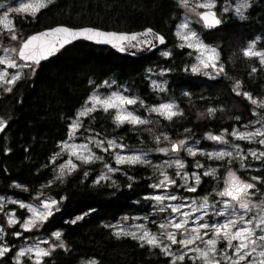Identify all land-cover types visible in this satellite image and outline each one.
Returning a JSON list of instances; mask_svg holds the SVG:
<instances>
[{"label":"trees","instance_id":"trees-1","mask_svg":"<svg viewBox=\"0 0 264 264\" xmlns=\"http://www.w3.org/2000/svg\"><path fill=\"white\" fill-rule=\"evenodd\" d=\"M228 1L214 0L216 13ZM181 14L177 0H48L35 15H13V26L22 42L32 34L66 26L127 33L151 29L163 36L165 44L147 56L132 59L106 47L76 41L53 58L23 70L11 90L1 94L0 197L24 203L53 199L57 207L32 231L7 224L8 213L13 212L20 221L26 216L23 209L14 204L1 208L0 227L8 251L0 264H15L20 246L29 240L51 239L57 232L61 246L40 264H171L160 249L129 236H117L111 229L123 217L150 214L151 197L157 193L155 162L116 166L111 180L97 182L104 161L114 166L111 152L103 154L104 161L98 158L79 164L62 181L55 180L52 160L67 140L76 113L98 87L104 93L118 88L135 97L137 103L130 109L147 122L118 123L113 110L97 109L82 119L77 141L97 135L131 151H148L162 135L171 139L188 135L199 141L200 149L209 151L212 144L205 138L207 134H228L247 129L254 122L264 125V63L258 56L244 55L250 44L264 53V0H252L242 17L217 13L222 24L212 31L194 26L201 41L218 51L220 68L214 77L189 71L196 54L175 34ZM151 71L163 72L164 89L151 87ZM104 84L111 86L103 88ZM165 103H173L178 110L171 119L150 111ZM182 156L188 170L196 164L203 171L213 170L217 178L230 167L237 169L236 162L230 164L225 159ZM249 165V169L237 172L244 180L255 181L258 191L264 192V157ZM211 177L201 173L194 196L207 195L221 184ZM24 262L30 264L26 259ZM178 264L194 263L185 260Z\"/></svg>","mask_w":264,"mask_h":264},{"label":"rangeland","instance_id":"rangeland-1","mask_svg":"<svg viewBox=\"0 0 264 264\" xmlns=\"http://www.w3.org/2000/svg\"><path fill=\"white\" fill-rule=\"evenodd\" d=\"M180 4L182 14L180 16L179 22L175 29V34L180 40V43L195 52V60L193 64L189 67V71L193 74H203L208 76L218 75L219 70V54L218 51L210 46L204 44L199 36L197 35L194 26H202L201 20L198 15L206 10H214L217 8V4L214 0H187L185 4L183 0H177ZM252 0H230L220 6V14H227L232 12L242 17L245 11L248 9ZM38 3L40 0H13L10 2L0 3V20L3 19L5 14H7L8 19L12 22L11 26L6 29L3 23H0V59L6 61L5 64H0V73H7L0 79V96L2 93H7L11 90L13 84L19 80L23 74V70L30 69L31 65L21 62L17 58L19 47L22 40L19 39L17 32H15L13 26V15H31L22 12L13 11V9L19 8L21 3ZM47 5L48 0H43ZM203 4H211L212 7H201ZM44 8V7H42ZM40 8V10L42 9ZM37 13V12H36ZM186 25V27H182ZM187 37V39H185ZM252 51L256 53H261L256 51L254 44H250ZM247 48V50L249 49ZM214 50V52H213ZM246 50V51H247ZM261 58L259 55H255ZM214 57V58H211ZM211 58V59H210ZM208 66L205 67L204 63ZM14 63L16 67H9V64ZM197 69V70H193ZM150 85L155 90H162L165 88V80L162 78L163 72H150ZM14 82L9 83L14 77H17ZM111 85L104 84L103 88H110ZM101 87L95 88L90 95L88 101L85 105L76 113L75 118L72 120L69 126V135L67 140L62 143L59 147L58 153L53 158L55 163V180L62 181L76 170L79 164H85L82 157H92L89 160L90 163L98 158L104 161L103 154L112 153L114 160V166L105 164L97 177V182H103L106 180H111V175L115 172L116 166H121L125 164H144V163H154V169L157 173V183L155 190L157 193L151 197V211L147 216H136V217H123L117 223L111 226V229L117 236H129L136 237L134 239L138 240L140 243L145 244L151 248L160 249L167 257L170 258L171 264H178L179 262L189 260V262L194 264H233V261L238 259L236 255L235 245L240 243V241L233 240V247H229L228 240L224 238L223 233L217 235L215 233V228L220 224L226 223L228 220H236V227L232 229L233 232L238 228L248 227L252 229V239L255 240L256 237L264 235L260 227H257L261 219H264V192H259L256 182H249L244 180L237 169L244 170L250 167L252 161L259 160L264 156L260 155L264 153V125H260L258 122H254L251 127L243 130H234L231 133L225 134H207L205 138L211 142V150L205 151L199 148V141L189 138L188 135H183L178 139H171L167 135H162L160 139L156 142L154 148L145 151L144 149L134 148L132 151L124 148L113 140L103 139L97 135H88L83 141H77L78 136L76 132L80 126L83 118L90 115L92 112L87 113L84 116H80L79 113L84 111L86 108H91L95 103L91 98L98 97L100 100H110L115 99V96H120L125 99L134 100L133 104H124L116 108H110L109 110L114 111V116L118 114L131 113L132 116L138 118L139 120L147 122L146 117H141L130 109L131 106L137 103L135 97L127 96L123 90L118 88L111 90L107 93L100 91ZM172 105V111L178 114V110L173 103H165ZM161 104V105H165ZM158 105L150 109L151 112L169 119L166 114L154 111L153 109H158L161 107ZM104 108L97 104L96 110ZM173 115L172 117H174ZM171 117V118H172ZM117 121V120H116ZM76 122L79 126L73 132V123ZM118 122V121H117ZM119 123V122H118ZM123 123H130L132 125H144L145 123H132L128 120ZM3 124L0 121V131L3 128ZM261 133V135H248L254 133ZM245 134V139H239L238 136ZM221 137L220 140H213L210 137ZM109 141L113 144L110 146ZM183 142V143H181ZM243 143L245 145H243ZM83 146H86L83 147ZM173 146H176L173 150ZM99 151L101 155L99 156L97 152ZM75 153V154H74ZM188 157H193L197 154L205 155L208 159L215 160H227L228 163L236 162L237 169L228 168L222 176H215L213 170L203 171L199 165L192 164L190 170L187 169V165L183 159L182 154ZM217 153H225L223 156L216 155ZM230 153V155H228ZM255 153L256 155H252ZM140 157L141 159L137 162H127L128 157ZM79 157V158H78ZM118 157L125 158V162L118 163ZM158 160V161H155ZM71 161L76 167L72 169L68 166V162ZM177 161L183 164V167L177 166ZM112 169V171H109ZM201 173L206 175H211L214 181H220V185L213 187L210 193L204 196H194L193 194L197 192L199 184L201 182ZM232 174V175H230ZM105 177V179H101ZM167 178V179H166ZM238 181L240 185H252L246 191H241L238 195L237 200H232L228 196H221L220 193L224 192L226 189H231L233 187V182ZM163 182V183H162ZM238 186V185H236ZM190 189H195L194 191ZM163 197L162 200L157 201L155 197ZM175 197L176 199H172ZM53 199H36L32 203H24L14 201V199H6L0 197V209L5 208L11 204L17 205L25 211V217L22 220H18L13 212L7 214V224L8 226H14L15 224L21 228L23 231H32L40 227V225L50 216L48 212L51 213L56 209L57 202L51 207V209H45L43 207L44 202H51ZM56 201V200H54ZM21 204L25 207H21ZM241 204H247V208H242ZM179 207L178 212H173V208ZM35 209L39 215H34L29 209ZM44 217H47L46 219ZM243 218V222H241ZM10 220H15L16 223H10ZM184 226L177 230L173 227L175 223H183ZM247 221H252V223H247ZM29 225V229L25 230L24 225ZM202 224L209 225L208 228L200 227ZM197 229L198 231H193ZM4 230L0 227V249L8 248L6 242L4 241ZM145 233L148 237H155L159 246H152L146 243L144 240L139 239ZM169 233H174L177 241L181 240H192L193 243L188 244L186 247L180 243H172L168 238ZM197 236L202 237V239H196ZM214 239L215 252H211L210 246L206 243L208 240ZM257 247L256 251L250 256H246L244 260L240 261L239 264H259L264 257L260 256V251L264 250V242L259 240L256 241ZM61 246V242L54 235L51 239H39L37 241L29 240L26 244L20 246L15 252V264H25V259L30 264L37 263L41 261L46 255L37 256V250L46 251L50 253L54 249ZM253 245L249 244L245 251H251ZM32 249L31 252L28 250ZM197 249L200 251L198 252ZM24 252V255H19V253ZM202 252L208 253L207 260L201 255ZM6 253V252H5ZM4 253V254H5ZM3 254V255H4ZM0 255V260L3 257ZM183 255L184 259L180 260L179 257Z\"/></svg>","mask_w":264,"mask_h":264},{"label":"snow or ice","instance_id":"snow-or-ice-1","mask_svg":"<svg viewBox=\"0 0 264 264\" xmlns=\"http://www.w3.org/2000/svg\"><path fill=\"white\" fill-rule=\"evenodd\" d=\"M50 2V0H49ZM183 2L186 4L187 3V0H183ZM201 7H212L211 4H203V5H200ZM42 7H46V4L43 2V0H40V2L38 3H21L20 7L19 8H16V9H13V11H16V12H22V13H26V14H31V15H35L36 12H38L40 10V8ZM206 21H210L211 24H217L219 23L218 20L215 19L214 15L212 14H208L206 16L203 17ZM0 23H3L4 24V27L6 29H8L10 26H11V21L8 19L7 17V14H5V16L3 17L2 20H0ZM182 27H186V25L182 26ZM150 31V30H149ZM55 32L57 34H64L65 36H73V37H78V36H86L88 39H94L96 37H106L107 39L109 40H115L117 42H120V41H127L129 39V37H126V36H116L115 34H105V33H101V32H98V31H93V30H84V31H80V32H71L70 30L68 29H64V28H61V29H56ZM144 35H147V33H145ZM37 38L36 37H33L32 40H30L27 44H25L24 46V49L25 50H28L32 41L36 40ZM131 40H136L137 37L136 36H132L130 38ZM185 39H187V37H185ZM67 42V41H66ZM163 42V39L161 38V43ZM53 51L55 50L54 48L52 49ZM214 52V50H213ZM21 55L25 58V59H29V60H32V59H35L36 58V53L33 52L32 54L30 55H26L25 54V51H22L21 52ZM244 55L246 56H254V55H259L261 56V62L264 63V53H256V52H253L252 51V48L251 46L249 47V49L247 51H245ZM211 58H214V57H211ZM210 58V59H211ZM6 61L4 59H0V64H5ZM201 63H204V61H201ZM9 67H16V65L14 63L12 64H9L8 65ZM204 66L207 67L208 64L207 63H204ZM194 71L197 70V69H193ZM7 75V73H0V79L3 78V76ZM15 79H18V76L17 77H14L13 80H10L9 83H12L14 82ZM247 95V94H245ZM95 103L93 104V106L91 108H86L84 111H81L79 113L80 116H84L86 115L87 113L89 112H92V111H95L96 110V105L99 104L101 105L105 111H108L110 108H116L118 107V104L119 106H122L124 104H133L135 103L134 100H130V99H125L123 97H120V96H115V99H110V100H100L98 97H93L91 98ZM249 99H251V97H249ZM118 102V104H117ZM253 103H257V101L253 100L252 101ZM172 108L173 106L172 105H169V104H165V105H161L160 108L158 109H153L154 111H158V112H161L162 114H166L167 117L169 119H171V117L173 115H176L175 112L172 111ZM212 111H214L213 109H209V112L211 113ZM116 120L119 122V123H123L124 121L128 120L132 123H145V121H142V120H139L138 118L134 117L131 115V113H127V114H118L116 116ZM79 125L74 122L73 123V127H72V131L74 132L76 130V128L78 127ZM248 135H261V133L257 132V133H254V134H248ZM239 139H245L246 138V135L245 134H241L238 136ZM210 139H213V140H220L221 137H210ZM109 145L111 146L113 144L112 141H109L108 142ZM183 143V142H181ZM261 143H264V140L261 141ZM86 148V146H83ZM176 146H173V150H175ZM75 154V153H74ZM216 155L218 156H223L225 155V153H217ZM228 155H230V153H228ZM252 155H256L255 153H252ZM260 155L264 156V153H261ZM79 158V157H78ZM82 159L84 160L85 163L89 162L90 159H92V157H82ZM141 158L140 157H128L127 158V162H137L139 161ZM118 163H123L125 162V158L123 157H118V160H117ZM68 166H70L72 169H74L76 167L75 164H72L71 161L68 162ZM177 166L178 167H183V164H181L179 161H177ZM109 171H112V169H109ZM232 175V174H230ZM101 179H105V177H101ZM167 179V178H166ZM163 183V182H162ZM238 185V186H236ZM252 185L248 184V185H240L238 181H235L233 182V187L231 189H226L224 192L220 193L221 196H228L230 197L232 200H237L238 199V195L241 191H246L248 188H251ZM192 191H194L195 189H190ZM155 199L157 201H160L163 199V197H160V196H157L155 197ZM172 199H176L175 197H172ZM56 204V201H51V202H44L43 203V207L45 209H51V207L53 205ZM242 208H247V204H241L240 205ZM21 207H25V205L21 204ZM30 211L33 212L34 215H39V213L35 210V209H32L30 208L29 209ZM179 211V207H175L173 208V212H178ZM48 215H51V211L48 212ZM45 219L47 217H44ZM75 221H73L74 223ZM241 222H243V218H241ZM10 223H16L15 220H10ZM187 223V221H184L183 223H175L173 225L174 228H176L177 230L181 229L184 224ZM247 223H252V221H247ZM236 224H237V221L236 220H228L226 223L224 224H220L218 226H213L215 228V233L217 235H220L221 233H223L224 235V238L228 240V243H229V247H233L232 245V241L233 240H237V241H240V243H238L237 245H235V248H236V255L238 256V259L233 261V264H239L240 261L244 260L246 256H250L253 252L256 251V247L258 246L256 241L259 240L261 242H264V235H260L258 237H256L255 240H253L251 237H252V229L248 228V227H243V228H238L236 229L235 232L232 231L233 228L236 227ZM261 225H264V219H261L259 224L257 225V227H260ZM25 227V230H28L29 229V225H24ZM200 227H203V228H208L209 225L207 224H202L200 225ZM193 231H198L197 229H194ZM261 231L264 232V227L261 228ZM17 235H19L17 233ZM54 235L56 236V238H59L60 237V233L57 232V233H54ZM133 238H136L135 236ZM168 238L172 241V243H180L181 245H184L185 247L188 245V244H191L193 243L192 240H181V241H177L176 238H175V234L174 233H169V236ZM139 239L141 240H144L146 243L152 245V246H159L158 245V242L157 240L155 239V237H151L149 238L148 237V234L145 233L143 236L139 237ZM196 239H202V237L200 236H197ZM209 246H210V251L211 252H215V244H216V241L214 239H210L206 242ZM249 244L253 245L251 251H245ZM8 251V248H2L0 249V255H3L5 252ZM29 252L32 251V249H29L28 250ZM197 251L199 252L200 250L197 249ZM25 253L24 252H21L19 253V255H24ZM37 256H40V255H48V252L46 251H41V250H37L36 252ZM201 255L203 257H205V259L207 260V256H208V253L206 252H202ZM260 256L264 257V250L260 251L259 253ZM180 260H183L184 259V256L181 255L179 257ZM37 264H40L39 261H37ZM92 264H95V262H92ZM218 264V262H217ZM259 264H264V260H261L259 262Z\"/></svg>","mask_w":264,"mask_h":264},{"label":"water","instance_id":"water-1","mask_svg":"<svg viewBox=\"0 0 264 264\" xmlns=\"http://www.w3.org/2000/svg\"><path fill=\"white\" fill-rule=\"evenodd\" d=\"M208 14L214 15L215 19L218 20L219 23L211 24L210 21H206L203 17ZM198 18L201 20L203 27L207 31H212L222 24V18L218 16L216 11L214 10L203 11L198 15ZM61 28L68 29L71 32L93 30L105 34L111 33L115 34L116 36H126L129 37V39L127 41L117 42L115 40H109L106 37H96L94 39H88L86 36H65L62 33L57 34L55 32L56 29ZM145 33H147V35H144ZM132 36H136L137 39L131 40L130 38ZM33 37H36L37 39L32 41L28 50H25V44L32 40ZM161 38L163 39L162 43ZM76 41H84L92 45L106 47L114 51L119 56L129 57L132 59H138L140 57L147 56L165 44V39L163 38V36L151 29L127 33L101 30L93 27L70 28L66 26H55L51 29H46L41 32L32 34L28 38H26L19 47L17 58L25 64L38 65L43 61L53 58L58 53H60L64 47ZM53 48L55 49L54 51L52 50ZM22 51H25L26 55H30L35 52L36 58L32 60L25 59L21 55Z\"/></svg>","mask_w":264,"mask_h":264}]
</instances>
